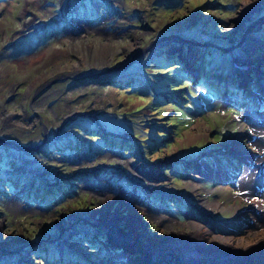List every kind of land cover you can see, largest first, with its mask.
Segmentation results:
<instances>
[{"label":"rangeland","instance_id":"obj_1","mask_svg":"<svg viewBox=\"0 0 264 264\" xmlns=\"http://www.w3.org/2000/svg\"><path fill=\"white\" fill-rule=\"evenodd\" d=\"M260 17L264 0H0V264H143L115 241L259 232L240 178L264 158V60L233 61L264 54ZM164 40L179 62L156 60Z\"/></svg>","mask_w":264,"mask_h":264},{"label":"bare ground","instance_id":"obj_2","mask_svg":"<svg viewBox=\"0 0 264 264\" xmlns=\"http://www.w3.org/2000/svg\"><path fill=\"white\" fill-rule=\"evenodd\" d=\"M241 58L242 57H240V59ZM262 58L264 59V54H261V52H259L255 56L254 60L255 61L258 60L257 62H259L262 60ZM240 64L247 65L248 63L247 61L245 62L244 60H242ZM254 69H257V68H254ZM259 72H261V74L264 75V72L260 70ZM261 74H258L256 76L258 78H261L262 77ZM258 96H261V97H258ZM258 96H257L258 98L262 99L261 100L262 105H259V108L261 107V109L257 111L259 113L256 114V116L258 115L257 117L261 119L260 123L264 124V97L261 94H259ZM262 131L264 132V129L259 128L258 132L262 133ZM255 144H252V145H254L257 148V151L259 153L258 157L259 156L261 157L263 152L260 148L256 146L257 144L256 145ZM231 145L232 146L229 148L230 149L229 153H231L233 157L240 156L241 154V155H244L250 158V155L246 154L242 147L236 144L234 145L231 144ZM247 152L251 153L249 150ZM258 161H259V165L261 164L262 166L260 167L258 164L257 165L255 164L256 166L254 167L244 169L242 171L243 174L240 178V183L242 184V190L244 191L245 200L247 203H249L248 207L259 211V213L262 216L263 223L261 225V229L259 230V232L248 233L246 236H242V237H231V236L222 237L218 235H213L212 233H208L202 228L194 227L196 232L191 233L193 236H189L188 234L181 232L180 233L181 238L179 239H176V237H174V239H168L166 237H163L161 240H158V242L157 240H155V241H152L151 243L150 242L147 243L148 244L147 246L152 247L156 244L157 245L159 244L158 249L162 248L163 249L162 251L169 252V249H173L174 251L179 252V254L176 255L177 257L179 255L188 256L195 261H200L206 264H264V257H261L258 262L253 261V257L256 254L264 255V188L260 186L264 184V179H263L264 178V158L261 157L259 159H255L254 162H258ZM255 167H258V171L260 172L259 178L257 176V169H255ZM193 183L192 185L194 186ZM215 207H220V205L215 203L214 207H209V208H215ZM103 222H105V220H103ZM110 229H112L111 231L114 232L113 228H110ZM231 235H234V234L232 233ZM210 237H212V239L207 240ZM135 238L140 240V237H135ZM160 253H162L161 250H158V251L155 250V255H159ZM143 254L145 255V253ZM146 255L148 259V257H150L149 254L146 253ZM172 257L173 256H171L170 259H172ZM139 260L140 259L137 260L136 258L135 263L147 264L146 262H142Z\"/></svg>","mask_w":264,"mask_h":264},{"label":"water","instance_id":"obj_3","mask_svg":"<svg viewBox=\"0 0 264 264\" xmlns=\"http://www.w3.org/2000/svg\"><path fill=\"white\" fill-rule=\"evenodd\" d=\"M259 21L264 22V17H262V18L260 17L259 18ZM244 85L246 86V84H244ZM256 89L261 92L262 87L259 90V88L257 86ZM236 234H238V233H236ZM125 238H127V237H122L119 240H116L115 241V243H117V244H115L116 247L122 248V249H124L127 252L132 251V252L135 253L136 251L132 250V246L135 243L138 247H140V251L142 253H148L149 254L150 258L147 259L148 260V263L147 264H149V263H151V264H164L165 262H166V264H172L171 259H170L171 256L174 257V262H176V264H206V263H203V262H200V261H195V260L191 259L188 256H181V255H179L177 257L175 255V253L173 254L171 251L166 252V253H164V251H162L161 256H158L157 257L155 255V252H152L150 250H147L148 248L146 246L142 245L143 243L141 242V240L136 239L135 241L134 240L130 241L129 239H126L125 240ZM177 253H179V252H177Z\"/></svg>","mask_w":264,"mask_h":264},{"label":"trees","instance_id":"obj_4","mask_svg":"<svg viewBox=\"0 0 264 264\" xmlns=\"http://www.w3.org/2000/svg\"><path fill=\"white\" fill-rule=\"evenodd\" d=\"M171 47V46H170ZM170 47H165V46H161V54H160V56H158V58L156 59L162 66H164V65H166V64H168V63H174L175 61H177V62H179V60L177 59V58H175V57H173V56H171V55H169V52H170V50H172ZM168 50V52H164V50ZM183 66H184V64H182ZM179 66V65H178ZM174 79H173V77L171 78V79H169V81H180V80H184V76L182 75V74H180L179 72L178 73H174ZM108 80H110L111 82H113L114 84H116V83H121V81L118 79V78H114V79H108ZM144 83V82H143ZM171 83H173V82H171ZM139 84H142L141 82H139ZM138 84V85H139ZM169 85H171V84H169ZM155 96L156 97H158V98H163V99H169L171 96H174V98L175 99H172L173 100V102H175L176 100H178V102H181L180 100H181V97L177 94V93H171V92H167V93H164V94H155ZM88 113V112H87ZM87 113H85V114H87ZM183 119H185V118H183ZM80 128H82L83 130H84V126H80ZM87 129L88 130H86L90 135H92V134H98V132L95 130V125L92 123L90 126H88L87 127ZM101 138H103V137H101ZM94 139V138H93ZM96 139V138H95ZM94 139V140H95ZM102 140V139H101ZM66 147H63V148H59V150L60 151H62L63 149H65ZM65 150H67V149H65ZM88 151H90V150H88ZM17 164H18V161H17ZM19 167V166H18ZM24 178L25 177V181L27 182L29 179H30V176H28V175H26V174H24V175H18L17 176V178H18V180L20 179V178ZM2 182H5V179L3 178V177H1L0 178V187H1V185H2ZM43 188H41L42 190H40V192L41 193H43V191H44V189H45V187L44 186H42ZM53 188H55V187H49V189L48 190H50V189H53ZM45 190H47V189H45ZM87 264H88V262H86Z\"/></svg>","mask_w":264,"mask_h":264},{"label":"flooded vegetation","instance_id":"obj_5","mask_svg":"<svg viewBox=\"0 0 264 264\" xmlns=\"http://www.w3.org/2000/svg\"><path fill=\"white\" fill-rule=\"evenodd\" d=\"M100 20H101V18H100ZM104 20V18H102V20L101 21H103ZM105 81H108V82H111L110 80H108V79H106ZM4 143V142H3ZM96 262H98L97 264H102L101 262H99V261H96Z\"/></svg>","mask_w":264,"mask_h":264}]
</instances>
